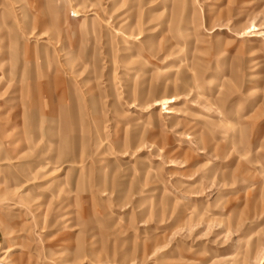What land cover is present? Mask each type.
Segmentation results:
<instances>
[{
	"label": "rangeland",
	"instance_id": "rangeland-1",
	"mask_svg": "<svg viewBox=\"0 0 264 264\" xmlns=\"http://www.w3.org/2000/svg\"><path fill=\"white\" fill-rule=\"evenodd\" d=\"M0 264H264V0H0Z\"/></svg>",
	"mask_w": 264,
	"mask_h": 264
}]
</instances>
